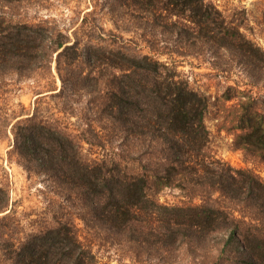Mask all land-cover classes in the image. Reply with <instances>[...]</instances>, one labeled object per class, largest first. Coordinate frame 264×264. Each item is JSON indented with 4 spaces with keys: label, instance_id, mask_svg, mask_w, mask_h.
Segmentation results:
<instances>
[{
    "label": "trees",
    "instance_id": "trees-1",
    "mask_svg": "<svg viewBox=\"0 0 264 264\" xmlns=\"http://www.w3.org/2000/svg\"><path fill=\"white\" fill-rule=\"evenodd\" d=\"M24 1L0 0V84L7 75L47 76L40 90L54 91L14 126L11 151L46 195L36 212H19L0 182V264H109L83 231L114 245L120 264H194L197 256L204 264H264V180L209 151L211 97L178 70L182 54L168 49L189 42L251 68L264 64V50L211 0H112L151 33L161 29V38L140 46L113 36L105 47L83 48L6 19L5 8ZM239 93L227 86L221 97ZM47 97L63 105L67 122L43 116ZM236 105L240 147L264 153V102ZM73 116L85 129L71 128ZM165 191L176 193L172 201L161 200Z\"/></svg>",
    "mask_w": 264,
    "mask_h": 264
},
{
    "label": "rangeland",
    "instance_id": "rangeland-1",
    "mask_svg": "<svg viewBox=\"0 0 264 264\" xmlns=\"http://www.w3.org/2000/svg\"><path fill=\"white\" fill-rule=\"evenodd\" d=\"M211 1L222 16L240 26L247 38L264 50V0ZM5 17L11 23L41 25L52 32L63 33L70 41L79 40L81 48L88 42L105 47L108 45L106 40L113 36L134 39L140 46H146V40L161 38V29L151 33L150 27L143 24L131 9L115 5L112 0H28L5 8ZM168 50L182 54L178 57L181 62L178 70L193 87L211 97L212 105L206 116L211 134L209 151L231 167L249 169L264 180V153H247L240 147L242 131L235 123L239 115L236 105L239 98L264 102V64L251 68L235 54L210 51L207 47L191 46L189 42L170 43ZM54 66L53 62L54 87L58 89L60 81ZM48 83L47 76L36 82V75L30 79L7 75L0 84V182L8 187L19 212H36L42 206L46 186L41 178H28L25 165L11 154L13 128L17 122L33 114L38 99L54 94L53 89L40 90ZM227 86L241 92L230 102L221 97ZM48 97L43 100L46 108L43 116L67 122L63 105ZM76 119L74 116L70 119L75 124L71 128L85 129L77 126ZM174 195L175 192L165 191L161 200L172 201ZM81 235L93 242L94 251L103 263L120 264L122 258L114 245L86 231ZM202 261L201 256L194 258V264H204Z\"/></svg>",
    "mask_w": 264,
    "mask_h": 264
}]
</instances>
